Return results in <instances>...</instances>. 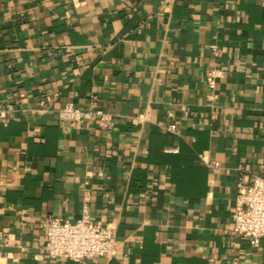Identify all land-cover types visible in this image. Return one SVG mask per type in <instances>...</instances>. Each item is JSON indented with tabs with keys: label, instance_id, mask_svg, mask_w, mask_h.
<instances>
[{
	"label": "crops",
	"instance_id": "0c3cea01",
	"mask_svg": "<svg viewBox=\"0 0 264 264\" xmlns=\"http://www.w3.org/2000/svg\"><path fill=\"white\" fill-rule=\"evenodd\" d=\"M0 105V264H264L233 232L264 169V0H0ZM85 206L116 257H51L49 217Z\"/></svg>",
	"mask_w": 264,
	"mask_h": 264
},
{
	"label": "built area",
	"instance_id": "2783aa9c",
	"mask_svg": "<svg viewBox=\"0 0 264 264\" xmlns=\"http://www.w3.org/2000/svg\"><path fill=\"white\" fill-rule=\"evenodd\" d=\"M210 49L217 59L221 54L219 46L211 45ZM223 76L224 70L215 66L210 69L207 82L215 86ZM44 103L45 101H41V104ZM13 111L11 105H0V122L7 119ZM59 115L73 122L98 118L100 124L106 127L114 121L113 115L102 109H83L73 103L65 105ZM166 129L175 131L176 125H168ZM209 165L216 167L219 163L214 161ZM233 232L245 236L254 245H259L264 240V169L248 172L239 178L233 209ZM118 243L116 227L95 222L88 206H85L82 216L76 220L54 215L49 217L44 248L51 257L82 263L92 257H116Z\"/></svg>",
	"mask_w": 264,
	"mask_h": 264
}]
</instances>
